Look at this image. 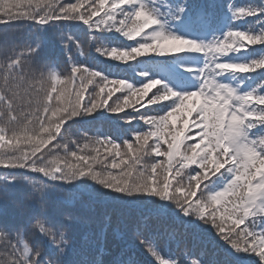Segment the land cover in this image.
<instances>
[{
  "label": "snow or ice",
  "instance_id": "obj_1",
  "mask_svg": "<svg viewBox=\"0 0 264 264\" xmlns=\"http://www.w3.org/2000/svg\"><path fill=\"white\" fill-rule=\"evenodd\" d=\"M155 3L0 0L6 45L16 24L37 36L34 46L0 62V194L7 197L25 185L42 196L70 185L99 202L142 205L163 222L155 236L134 222V235L156 264H205L202 258L165 259L154 243L171 239L179 246L189 233L210 237L227 253L223 264H264V0H224L231 24L207 41L188 34L197 18L211 22L207 7L173 0L161 12ZM248 18H254L248 27L231 26ZM45 28L60 30L66 51L73 45L80 50L83 59L68 57L70 73L41 70L36 77L25 69L41 55ZM64 28L84 30L93 42L101 41L95 53L133 71L140 57L197 54L201 63L188 67L196 87L178 92L146 70L129 76L93 66L80 41L65 38ZM105 33L131 43L104 44ZM250 50L255 54L238 58ZM251 73L256 76L249 79ZM97 120L112 131L90 137L85 131L83 146L69 136L74 126ZM32 219L39 235L31 241L22 227L0 226V264H64L66 233L46 217Z\"/></svg>",
  "mask_w": 264,
  "mask_h": 264
},
{
  "label": "trees",
  "instance_id": "obj_2",
  "mask_svg": "<svg viewBox=\"0 0 264 264\" xmlns=\"http://www.w3.org/2000/svg\"><path fill=\"white\" fill-rule=\"evenodd\" d=\"M65 2H76V0H65ZM172 2L173 0H156L155 7L164 12L166 3L171 4ZM191 2L208 8L212 13L211 22L207 16H204L205 23L210 33H216L220 25V18H216V13L219 9H224V0H191ZM233 2L238 5H246L259 3L260 0H233ZM252 19L254 18H248L240 23L246 26ZM230 24L231 18L226 19V28ZM231 26L235 27V24ZM201 27V23H198L197 30L200 31ZM62 31L65 38L72 35L80 41L87 57V63L93 66L113 74L118 71L120 74L129 76H135L136 72L146 70L150 76L157 78V68L158 64L162 63L161 59L153 60L148 57H140L137 61L132 62L133 65H136L135 71H133L128 65H116L117 62L110 59L106 61L105 57H100L95 53V44H99L101 41L93 42L84 30L64 28ZM40 34L44 43L39 59L24 65L30 76L34 73L36 77H39L41 70L45 73L55 70L57 73L68 74L72 66L68 57L71 56L73 60L83 59L80 50L75 45L70 51L64 49V42L59 39L60 30L51 31L45 28L41 30ZM6 35L7 45L3 25H0V62L5 61L6 55L20 53L28 44L34 46L37 43V36L24 24L14 25ZM103 39L104 44L111 43L117 46L131 43L123 41L114 33L103 34ZM6 47L7 52H5ZM33 83L36 87L40 86L36 80H33ZM85 99H87V93H85ZM109 103H112V100H109ZM97 130L103 133L112 131L108 122L97 120L87 125L74 126L69 129V136L79 139L80 145L83 146L86 142L84 132L86 131L87 136L90 137L96 135ZM69 147H75L70 140ZM97 147L102 156L107 155L103 148ZM121 150L126 151L123 148ZM92 154L95 155L94 152ZM59 196L65 198L60 200ZM41 203L45 205L43 212L40 208ZM39 216L46 217L49 226L56 225L66 233L69 247L67 255L63 257L64 264H72V261L76 259H97L100 264H156L155 258L140 246L134 235V222L140 223L146 236H155L156 232L163 227V222L155 216H149L142 205L120 206L111 202H99L89 197L82 189L70 185L48 189L42 196L25 185H19L12 189L7 197L0 194V226L8 224L22 227L25 238L31 241L37 239L39 235L38 231L32 228L34 223L32 218ZM145 221H147V227H145ZM169 227L170 229L179 228V226L171 225ZM179 231L182 232L183 229H179ZM154 241L172 243L170 247L161 252V256L165 259L202 258L205 264H213L214 261H220L223 264L227 255L210 237L200 233H189L181 240L179 246L171 239H155Z\"/></svg>",
  "mask_w": 264,
  "mask_h": 264
},
{
  "label": "rangeland",
  "instance_id": "obj_3",
  "mask_svg": "<svg viewBox=\"0 0 264 264\" xmlns=\"http://www.w3.org/2000/svg\"><path fill=\"white\" fill-rule=\"evenodd\" d=\"M185 64H186L185 61H181L180 63H178V66L183 67V66H185Z\"/></svg>",
  "mask_w": 264,
  "mask_h": 264
}]
</instances>
